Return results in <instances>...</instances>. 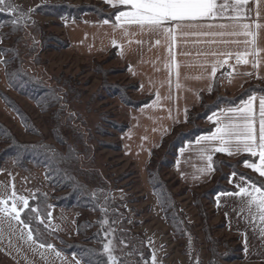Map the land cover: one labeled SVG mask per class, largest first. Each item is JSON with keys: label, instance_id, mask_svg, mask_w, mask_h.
I'll return each instance as SVG.
<instances>
[{"label": "rangeland", "instance_id": "rangeland-1", "mask_svg": "<svg viewBox=\"0 0 264 264\" xmlns=\"http://www.w3.org/2000/svg\"><path fill=\"white\" fill-rule=\"evenodd\" d=\"M8 2L27 13L41 4L60 3L66 6L90 4L89 0L80 2L79 0H8ZM91 5L96 6L93 3ZM96 8L100 9L103 15L110 14V10L100 5ZM54 10L53 7L49 11ZM83 16L85 19L96 18L89 14L82 15L81 19ZM28 17L34 24L35 30L34 38L30 36V31L22 38L26 46H23L22 42L16 44L15 34L6 27H0V32L4 34L1 42L4 61L0 60V91L14 102L16 108L18 106L17 109L22 110L28 121V126H24L16 111L0 98V123L5 127L6 134L20 145L31 147L52 145L59 154L65 155L69 150L68 146L73 143L74 132L71 129H75L74 131L88 137L93 154L91 162H94V167L101 175L108 181L115 180L124 173H127V176L118 179L116 186L106 192L109 202H103L100 212L78 207L62 208L55 205L54 197L63 195L65 191L47 183L44 167L28 164L23 169L15 164L14 159H5L0 165V199L8 200L7 207L12 205L13 192L18 197L27 198L29 201L32 199L34 202L30 206L40 208L39 211L43 214L30 211L28 215L33 221L49 230L42 232V238L49 240V243L41 247V244L34 239L29 240L30 230L25 224L0 212V264H78V262L83 264L76 256L67 255L60 250V242L56 235L65 241H79L80 236L75 231L76 219L86 217L93 221L99 215L104 237L102 250L108 258L104 245L109 244L111 255L115 257L113 264H153V257L155 264H208L206 230L209 239L219 241L220 253L225 255L226 250L235 249L239 242H236L235 236L221 226V218L215 215L213 201L207 190L210 184L190 189L180 184L172 174L171 168L160 166L159 170L157 169L161 180L166 181L170 187L169 192L178 209L191 225L184 237H178L165 222L151 189L142 190L136 174L132 175L135 171L132 163L111 146L98 145V142L113 145L119 141L120 133L110 123H128L129 109L117 96H110L102 89L104 86L102 77L108 85H122L124 94L132 100L136 99L133 96L134 89H131L133 82L126 78L122 70L124 66L117 62L116 56L109 59L106 54L87 59L72 54L68 48H62V43L66 40L64 24L75 19L69 20L66 16H46L36 12L30 13ZM32 44L35 45L33 53L27 50ZM17 62L34 70L35 76L30 73L28 74L30 77L27 76L26 80L22 81L23 76H20V79L8 77L7 71L9 70L10 73L14 71L13 65ZM57 78L69 81L70 87L79 92L77 100L69 94L68 89L60 87L59 83L54 81ZM26 81L47 89L56 97H61L44 107H37L30 97L16 90L15 85L19 86L21 83L26 85ZM259 84L264 85L263 82ZM208 94L205 98L206 103L211 99ZM194 123L203 124L199 121ZM189 128L190 125L185 122L178 127L179 130ZM1 139L0 150L8 146L7 140ZM164 152L163 148L158 150L152 158L153 161L159 162L169 158ZM242 165L243 163L238 168L243 169ZM219 168L220 173L226 174L230 171L227 166L221 164ZM16 205L22 207L19 201H16ZM201 213L204 214L205 221H202ZM50 231L55 232L56 235H51ZM48 245L52 247L49 248ZM93 245L98 246V243L94 242ZM142 245L150 250L148 259L144 255ZM234 254L238 253L234 252ZM219 262L220 264H252L244 259Z\"/></svg>", "mask_w": 264, "mask_h": 264}, {"label": "crops", "instance_id": "crops-1", "mask_svg": "<svg viewBox=\"0 0 264 264\" xmlns=\"http://www.w3.org/2000/svg\"><path fill=\"white\" fill-rule=\"evenodd\" d=\"M100 1L105 2V0ZM218 2L224 3L225 0ZM227 2L231 4L233 0ZM238 11L241 16L240 22L251 25L252 36L220 37L198 34L209 31L228 32L231 31L230 28L185 29V33L188 34L178 35L174 45L170 38L162 33L150 32L146 29L141 31L138 26H114L115 18L107 24L104 23L105 20L85 19V16L81 20L65 22L64 36L69 43L68 50L72 54L90 59L102 57L111 49H115L116 60L124 66L126 78L136 84L133 96L136 99L150 97L148 102L139 107H128V127L118 136L120 153L134 166L142 190L150 191L147 165L152 151L160 146L162 139L170 134L174 126L184 124L187 111L198 106L200 95L209 93L214 74L218 70L222 67L226 68V74L220 83L221 93L235 94L251 81L264 83V0H249L247 5L238 7ZM235 15L236 12L232 9L225 13V17ZM208 23L219 25L231 21L224 18ZM256 24H260L261 27L256 28ZM245 40L251 43H243ZM226 52H231L232 55H220ZM257 52L259 55L255 54ZM236 53L251 54L244 56L247 63H243L237 62ZM224 60L227 62L224 63ZM262 96L264 95H251L255 97L252 101L251 119L257 143L260 121L259 100ZM249 97L234 106L222 107L210 113L203 121V125L213 124V129L198 135L193 141L186 142L177 150L171 172L180 184L190 189L208 185L214 173L212 159L216 153L227 159L247 155L253 158L252 161L248 160L249 163H259V157L251 156L242 146L241 150L237 151L235 142L237 137H225L232 142L223 146L228 148L232 155L215 151L223 144L219 134L214 139L210 138L218 127L243 123L239 119V111L232 112L229 109L244 108ZM209 117L212 119L209 120ZM242 166L244 170L253 172L250 168L244 167V163ZM227 183L236 188V191L239 190L237 187L239 184L245 187L250 185V182L244 184L238 176L232 175ZM249 191H251L250 187ZM213 208L217 217L226 220L225 230L239 237L243 246L244 260L252 264L260 260L264 261V235L261 233L264 223L259 220L255 207L249 208L247 198L218 193L214 197Z\"/></svg>", "mask_w": 264, "mask_h": 264}, {"label": "trees", "instance_id": "trees-1", "mask_svg": "<svg viewBox=\"0 0 264 264\" xmlns=\"http://www.w3.org/2000/svg\"><path fill=\"white\" fill-rule=\"evenodd\" d=\"M89 2L90 4L88 5L82 3L80 6H66L60 3L55 5L41 4L34 7L33 12L41 13L46 16H66V18L69 20H79L81 19L82 15L91 14L100 21H114L116 14L123 8L121 6H110L109 4L100 0H89ZM92 3L96 4V6L100 5L110 10V14L103 15L100 9L96 8V6L91 5ZM52 6L55 10L50 12L49 10L53 8ZM20 10L27 13L22 9ZM18 18L19 17L16 14L0 12V27H6L8 28V30L15 34L16 40L14 42L16 44L22 42L23 46H26L22 38L25 37V34L29 33V31L30 36L33 37L35 26L31 22L29 17L26 20H21L19 24L14 25L12 21ZM36 28L38 29L37 26ZM38 30L40 31V29ZM3 35V32H0L1 61H4V50L3 46H1ZM62 45V48L69 47V43L67 40H65ZM34 47L35 45L32 44L31 47H27V50L33 53ZM16 56H18L17 52ZM107 56L109 57V59L114 58L116 56L115 49H111L107 53ZM13 66L14 71H11L10 73L8 70L6 73L8 77H19L20 79V76H23V78L21 79L22 81L26 80L25 77H30L28 74H34V70H30L28 67H24L19 62H17ZM122 70H124L125 72L124 67L122 68ZM225 74V67H222L214 74L212 86L208 94L210 95L211 99L208 103H206L205 99L206 94H202L200 95L198 106L187 111L185 123L190 125V128L187 130H179V125L174 126L170 134L162 139L160 146L156 150L152 151L150 159L148 161L147 179L151 192L155 196L165 222L169 225L173 233L178 237H184L186 232L191 228V225L188 224L182 212L178 209V205H176L174 198L169 192L170 187L167 185L166 181L161 180L158 173V168L160 166L172 168L174 165V159L177 150L179 148H181L186 142L193 141L198 135L208 133L213 129V124L198 125L195 124L194 121L203 122L210 113L219 110L222 107L234 106L253 94L264 95V85L259 84L261 82H259L258 84L250 82L232 95L228 93H221L220 83ZM37 76L39 75H36V77ZM18 81L15 82L17 83ZM54 81L56 83H59L60 87L68 89L69 94L74 97V100H77V95L79 94V92L70 87L69 81L61 79L59 80L58 78ZM102 82L104 84L102 89H104V91H106L108 95L117 96L119 100L128 107H139L148 102V100L150 99V97L147 96L141 99L132 100L128 98L126 94H124L125 90L122 85H108L103 77ZM15 86L17 88V91L23 92L24 95L30 97V99L35 102L37 107L40 108L44 107L47 103L54 102L61 97H56L49 91H47V89H44L41 86L39 87L35 83H29L28 81H26V85H22L21 83L19 86ZM126 88L128 89V87H125V89ZM131 89H136L135 83H132ZM0 98L7 106L13 108L16 111L21 119V123L26 126L28 121L26 119V116L22 113V110L20 108L17 109L18 106L16 108L14 102L11 101L10 98L1 91ZM110 124L114 129L117 130L118 133H122L128 127L127 123L118 124L115 122H111ZM71 130L72 132H74L73 143L68 146V152H66L65 155H61L59 154V151H56L52 145H38L33 147L20 145L15 140L10 139V136L6 134L5 127L0 123V138H2V141L6 139L8 143V146L6 148L0 150V165L5 161V159L12 158L14 159L15 164L23 169L26 168L28 164L44 167L47 183L50 186H57L59 190L65 191L63 195L54 197L56 206L62 208L78 207L81 209L100 212L103 202H109V197L107 196L106 192L113 189L116 186L118 179L126 177L127 173L120 175L115 180L108 181L107 178L101 175L99 170L94 167V162H91L93 160V154L91 153L90 141L88 137H86L85 134L74 131L75 129ZM98 145L102 147H105L106 145L107 147L111 146L114 150L121 151L119 141L113 145L98 142ZM162 148L165 150L164 155L169 156V158L163 159V161L154 162L152 158L154 157L155 153ZM245 160L252 161L253 158L247 155H241L236 159L230 161L219 153H216L213 156L212 168L214 173L209 183L210 187H208L207 189L209 193L208 195H210L213 204L214 197L218 193L236 191V188L227 183L228 178L230 177V175H232L233 172L237 173L238 177H245L250 183L254 181L257 187L264 186V179L261 176L251 171L238 168V166ZM220 164L223 166H227L230 171H227L226 174L220 173ZM134 174H136L135 171L132 175ZM33 202L34 201L31 199L29 201V204H32ZM29 212L30 211L28 209H25L21 213L22 219L26 222L28 229L31 231L33 239L39 244L47 245L49 243V240H45L42 237L43 233L48 232L49 230L45 227H42L40 223H36L35 221H33L32 218L28 215ZM39 212L42 213L41 211ZM200 217L202 221H205L204 214L201 213ZM221 226L223 228L226 227V220L223 217L221 218ZM75 231L80 236L79 241H65L64 239L58 237L55 232L50 231L49 233H51V235H56L57 240L60 242L59 248L63 253L76 256L83 264H109L108 258L102 250L104 237L102 235L103 229L101 227L100 215L97 216L93 221L89 220L86 217L77 218L75 222ZM206 235L209 253L207 261L208 264H220V260L233 261L244 259L243 246L240 243L238 236H235L234 240L236 242H239V244L235 249L226 250L227 253L224 255L218 250V247L220 245L219 241L212 238L209 239L207 230ZM94 242H97L98 246H94ZM142 246L144 248V255L148 259L150 256V250L147 247H144V245ZM234 252H237L238 254H234ZM257 264H264V261L260 260L257 262Z\"/></svg>", "mask_w": 264, "mask_h": 264}, {"label": "snow or ice", "instance_id": "snow-or-ice-1", "mask_svg": "<svg viewBox=\"0 0 264 264\" xmlns=\"http://www.w3.org/2000/svg\"><path fill=\"white\" fill-rule=\"evenodd\" d=\"M249 0H233V3L229 4L227 0L224 3H219L218 0H105V3L112 4L113 6L120 5L123 6L125 10H120L115 16L116 25H128V26H138L141 31L148 30L150 32L162 33L165 37L170 38L173 45L175 44L178 35H187L185 29H212L220 28L226 29L230 28L231 31L225 32H200L199 35L205 36H233V37H248L252 36L253 33L250 31L251 25L247 23H241L240 12L238 7L247 5ZM232 9L236 12L235 16L225 17V13ZM34 9H30L28 13L21 11L17 6L9 3L8 0H0V12H8L16 14L19 18L14 19L12 23L14 25L19 24L21 20H26L30 13ZM259 15V12H257ZM227 18L231 21L228 24H213L208 23V21H214L217 19ZM105 24L109 23L108 20L104 21ZM256 28H260V24L255 25ZM232 43H239L240 41H231ZM159 43V41H157ZM243 43L248 44L251 41L245 40ZM171 51V49H170ZM215 55V53H213ZM246 54L251 53H236L237 62L247 63L244 59ZM259 55V53H255ZM222 56H231V52L220 53ZM227 60H224L226 63ZM254 67L256 64L253 65ZM215 72V65L213 66V73ZM255 97H249L248 101L245 103L244 108L236 110L229 109V111L236 112L239 111V119L243 121L241 124H231L226 125L223 128L218 127L216 132L212 133V139L216 138L219 134V138L223 141L221 147L216 148L217 152H226L228 155L233 153L223 145L230 144L231 139H225V137H237L236 145L237 151L241 150V146L245 152H248L253 157H259V163L251 162L249 163L245 160L244 167L250 168L253 172L259 174V176L264 177V96L259 100V142L257 143L255 130L253 128V123L251 119L252 114V101ZM212 117H209L211 120ZM211 159V157H209ZM233 177L237 176V173H232ZM239 179L248 184L245 177L240 176ZM231 182V181H230ZM238 191L236 192H225L222 195L229 196H240L247 198V204L249 208L255 207L259 220L264 223V186L257 187L256 183L253 181L250 183L249 187L243 186V184L237 185ZM13 202L11 207H7L8 200L0 199V212L5 216L11 217L13 220L25 224L26 222L22 219L21 213L28 209L33 213L39 214V208L31 207L29 200L24 197L16 196L15 192L12 193ZM16 201L22 204V207H17ZM51 213H49V216ZM262 235H264V229H261ZM28 239L32 240L33 235L31 231L28 233ZM41 247L44 245L41 244ZM51 248V245H48ZM104 251L108 254L109 264H113L115 257L111 255L109 244L104 245ZM59 255V253H57ZM79 264V262H78ZM153 264H155V257H153Z\"/></svg>", "mask_w": 264, "mask_h": 264}]
</instances>
